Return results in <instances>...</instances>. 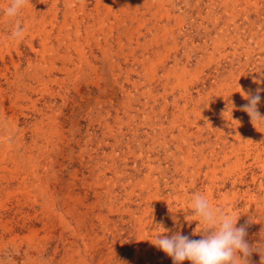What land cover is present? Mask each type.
<instances>
[{
	"label": "rangeland",
	"instance_id": "rangeland-1",
	"mask_svg": "<svg viewBox=\"0 0 264 264\" xmlns=\"http://www.w3.org/2000/svg\"><path fill=\"white\" fill-rule=\"evenodd\" d=\"M10 3L0 264H173L150 240L201 239L195 194L264 253V125L239 92L260 89L264 116V0H27L14 17Z\"/></svg>",
	"mask_w": 264,
	"mask_h": 264
},
{
	"label": "clouds",
	"instance_id": "clouds-1",
	"mask_svg": "<svg viewBox=\"0 0 264 264\" xmlns=\"http://www.w3.org/2000/svg\"><path fill=\"white\" fill-rule=\"evenodd\" d=\"M26 2L27 0H11L5 10L6 15L16 16ZM22 31L21 26L17 24L12 33L13 37H20ZM239 92L249 101L241 110L248 113L253 126L264 125V116H261L257 109L261 99L260 89H257L255 95L245 92L241 87ZM190 210L191 215L199 218L195 221L203 224L202 228L193 233L200 235L201 239H190L179 231L171 236L163 235L169 230L161 225L163 231L157 234L155 239L150 240L154 246L172 258L173 264H181L184 260L191 261V264H241V262L249 264L248 258L254 251L259 252L261 261L264 260V253L260 247L250 246L246 242V227L244 225L237 227L239 216L214 208L208 198L201 194L192 197ZM173 220L174 223H178L176 217H173Z\"/></svg>",
	"mask_w": 264,
	"mask_h": 264
},
{
	"label": "bare ground",
	"instance_id": "bare-ground-1",
	"mask_svg": "<svg viewBox=\"0 0 264 264\" xmlns=\"http://www.w3.org/2000/svg\"><path fill=\"white\" fill-rule=\"evenodd\" d=\"M55 1H56V0H55ZM65 2H66V0H65ZM118 2H119V1H118ZM125 2H126V1H125ZM127 2H128V1H127ZM112 3H113V2H112ZM53 4H54V2H53ZM113 4H114V3H113ZM128 4H129V3H128ZM128 4H127V5H128ZM132 4H134V3H132ZM66 7H67V6H66ZM49 8H50V7H49ZM53 8H54V7H53ZM113 8H114V7H113ZM119 8H120V7H119ZM107 9H108V8H107ZM120 9H121V8H120ZM134 9H135V8H134ZM137 9H138V8H137ZM48 10H49V9H48ZM109 10H110V9H109ZM51 11H53V10H51ZM68 11H69V10H68ZM103 11H104V10H103ZM120 11H121V10H120ZM53 12H54V11H53ZM105 12H106V11H105ZM107 12H108V11H107ZM107 12H106V13H107ZM112 12H113V11H112ZM126 12H127V11H126ZM136 12H137V11H136ZM136 12H135V13H136ZM103 13H104V12H103ZM54 15H55V14H54ZM106 15H107V14H106ZM114 15H115V14H114ZM127 15H128V14H127ZM127 15H126V16H127ZM135 15H136V14H135ZM133 16H134V15H133ZM54 17H55V16H54ZM56 17H57V16H56ZM56 17H55V18H56ZM127 17H128V16H127ZM66 18H67V17H66ZM43 19H44V18H43ZM104 19H105V18H104ZM128 19H130V18H128ZM81 20H82V19H81ZM122 22H123V21H122ZM63 24H64V23H63ZM76 24H77V23H76ZM121 24H122V23H121ZM40 26H41V25H40ZM75 26H76V25H75ZM77 26H78V25H77ZM116 26H117V25H116ZM60 27H61V26H60ZM118 28H119V27H118ZM52 29H53V28H52ZM64 29H65V28H64ZM68 29H69V28H68ZM124 29H125V28H124ZM122 30H123V28H122ZM122 30H121V31H122ZM49 31H50V30H49ZM60 31H61V30H60ZM56 32H57V31H56ZM76 33H77V32H76ZM69 34H71V33H69ZM45 35H46V34H45ZM71 35H72V34H71ZM71 35H70V36H71ZM57 36H58V35H57ZM59 37H60V35H59ZM55 38H56V37H55ZM119 40H120V39H119ZM45 41H46V40H45ZM219 41H220V40H219ZM63 42H64V41H63ZM217 42H218V41H217ZM220 42H221V41H220ZM57 43H58V42H57ZM69 43H70V42H69ZM44 44H45V43H44ZM46 44H47V43H46ZM49 45H50V44H49ZM62 45H63V44H62ZM56 46H57V45H56ZM65 46H66V45H65ZM43 47H44V46H43ZM47 47H48V46H47ZM66 47H67V46H66ZM70 47H71V45H70ZM48 48H49V47H48ZM44 49L48 50L47 48H44ZM56 49H58V48H56ZM56 49H55V50H56ZM49 50H50V49H49ZM65 50H66V49H65ZM53 51H54V50H53ZM214 51H215V50H214ZM258 52H259V51H258ZM64 54H65V53H64ZM103 55H104V54H103ZM72 57H73V56H72ZM53 58H55V57L53 56ZM65 59H66V58H65ZM73 59H74V58H73ZM109 60H110V59H109ZM247 60H248V59H247ZM263 61H264V60H263ZM61 62H62V61H61ZM11 63H12V62H11ZM62 63H63V62H62ZM67 65H68V64H67ZM50 69H51V68H50ZM240 69H241V68H240ZM64 72H65V71H64ZM240 73H241V72H240ZM19 75H20V74H19ZM253 78H254V77H253ZM40 80H41V79H40ZM40 80H39V81H40ZM254 80H255V79H254ZM39 81H38V82H39ZM260 83H261V82H260ZM32 87H33V86H32ZM259 87H260V86H259ZM23 95H24V94H23ZM8 124H9V123H8ZM69 127H70V126H69ZM236 137H237V136H236ZM246 137H247V136H246ZM232 141H233V140H232ZM232 141H231V142H232ZM236 141H237V140H236ZM259 143H260V142H259ZM223 145H224V144H223ZM18 147H19V146H18ZM20 148H21V147H20ZM24 149H25V148H24ZM16 150H17V149H16ZM22 150H23V149H22ZM255 150H256V148H255ZM224 151H225V150H224ZM11 161H12V160H11ZM23 164H24V163H23ZM23 166H24V165H23ZM16 170H17V169H16ZM20 170H21V169H20ZM18 173H19V172H18ZM20 175H21V174H20ZM21 179H22V178H21ZM39 188H40V187H39ZM27 194H28V193H27ZM212 194H213V193H212ZM210 199H211V198H210ZM84 217H85V216H84ZM51 220H52V219H51ZM4 229H5V228H4ZM103 239H104V238H103ZM134 248H135V247H134ZM32 249H33V248H32ZM53 249H54V247H53Z\"/></svg>",
	"mask_w": 264,
	"mask_h": 264
}]
</instances>
